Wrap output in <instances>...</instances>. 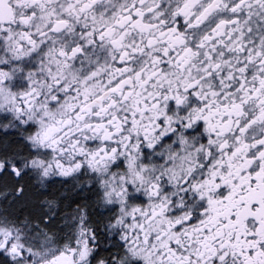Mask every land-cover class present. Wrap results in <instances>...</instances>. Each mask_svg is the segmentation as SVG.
I'll return each mask as SVG.
<instances>
[{
	"label": "snow or ice",
	"instance_id": "snow-or-ice-1",
	"mask_svg": "<svg viewBox=\"0 0 264 264\" xmlns=\"http://www.w3.org/2000/svg\"><path fill=\"white\" fill-rule=\"evenodd\" d=\"M3 264H264V0H0Z\"/></svg>",
	"mask_w": 264,
	"mask_h": 264
},
{
	"label": "trees",
	"instance_id": "trees-1",
	"mask_svg": "<svg viewBox=\"0 0 264 264\" xmlns=\"http://www.w3.org/2000/svg\"><path fill=\"white\" fill-rule=\"evenodd\" d=\"M0 264H3L2 260H0Z\"/></svg>",
	"mask_w": 264,
	"mask_h": 264
}]
</instances>
